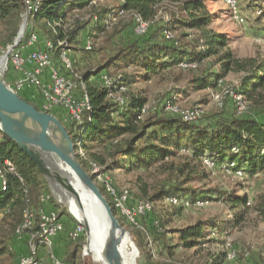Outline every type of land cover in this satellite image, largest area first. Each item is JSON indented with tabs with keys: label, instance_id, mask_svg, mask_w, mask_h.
Masks as SVG:
<instances>
[{
	"label": "rangeland",
	"instance_id": "rangeland-1",
	"mask_svg": "<svg viewBox=\"0 0 264 264\" xmlns=\"http://www.w3.org/2000/svg\"><path fill=\"white\" fill-rule=\"evenodd\" d=\"M89 1L92 3H84L85 0H71L74 6L68 11V18L63 29L70 32L78 25L82 26L83 29L79 31L74 42L71 44L58 42L57 47L64 48L62 50L68 54L72 68L74 66L76 72L73 71L78 74L75 77L78 78L87 71L105 67L104 70L110 78L117 82L119 79L125 84H120L125 88V91L121 93L125 100V106L135 98L143 100L145 110L143 109L138 117L139 124L148 119L154 120L172 116L167 110V106H176L182 111L199 108L201 115L197 122L199 121L202 125L230 116L263 119L264 90L260 91L259 96L253 102H248L242 98L241 101L236 99L237 87L242 77L241 73H230L220 80L215 88L200 91L194 88L196 79L218 72L217 64L212 58L198 63L195 69L170 68L151 76L146 75L141 68L133 63L115 59L117 54L123 53L122 50L133 45L136 40L133 34L136 27L134 16L122 13L120 10L117 11L122 4L120 0ZM258 3L260 8H264V0H259ZM204 4L207 11L213 14L214 19L210 28L227 37L228 48L237 60L246 58L264 60V18H261V14L257 13L259 10L255 3L250 0H236L238 19L235 18L227 0H204ZM173 16L183 18L179 7L172 4H162L158 6L152 21L154 23L160 21L166 23ZM22 23L23 19L18 25L17 33ZM171 29L173 39L178 41L179 47L194 51L195 37L197 36L195 32L174 29L173 27ZM9 30L0 23V47H12L17 33L13 42L10 43L8 40ZM32 30L37 32L43 41L51 37V29L42 22L34 23ZM86 42L91 43L92 50L90 52H85L82 49ZM53 58L55 61L54 56ZM1 62L3 66V61ZM1 75L0 71V77L3 76ZM31 103L36 105L38 102L31 101ZM51 115L58 120L69 137L66 130L70 124L65 121L64 116L60 115L58 111ZM51 136L59 145L68 146L59 129H52ZM125 138H128V135L118 140V144H123ZM69 141L70 153L80 164L76 142L70 140V137ZM100 153L103 152L100 151ZM188 155L181 153L178 158L172 161L175 166L187 164L185 174L182 177L176 176L173 171L168 169L171 161L149 170L124 171L115 169L108 173L105 172L108 176V182L114 189L118 190V193L150 201L152 210L147 215L149 218L157 220L159 224L161 223V227L158 228L161 232L158 233H162V236L159 242H156L144 224L130 225L127 219L119 214L116 205L113 203L116 214L125 220L122 227L126 232L125 239L127 242L122 241L119 249L123 252L126 263L210 264L209 261L216 255L225 253V259L221 264H264V169L253 173L242 172L235 169L234 163V166L231 164L225 166L211 161L213 165L210 163L207 166L205 160L200 164ZM86 163V172L93 176L88 161ZM93 181L96 185H101L105 195L109 197L105 186L97 182L94 176ZM177 185L181 190H186L188 196H207L209 199L205 202L191 203V205L186 200L178 199V203L174 205L171 199L177 198L171 196L167 198V194L162 191H170ZM47 189L54 201L51 204L52 208L59 214H64V219L70 216L75 220L65 204L58 198L59 191L61 189L66 190L65 186L51 180L50 186L47 182ZM231 195L245 196L246 205L237 210L230 209L226 200ZM37 206L38 204L35 207ZM114 206L112 207L114 208ZM197 221L207 224L214 222V225L220 226L221 229L212 233L210 225H207L204 230V244L194 249H185L180 245L176 232ZM134 228H139L137 230H140L141 233L136 232ZM11 236V251L16 254L18 259L31 252L28 236L15 237L13 233ZM25 237L27 239H24ZM80 239V242L72 244L73 246L80 245L76 258L77 264H103L96 251L89 246L86 247L85 230ZM58 240V243L51 250L45 249L47 255L45 257H48V260L50 255L62 259L65 251L63 250L64 239ZM72 245H69V250ZM92 246L98 247V243L93 242ZM85 247L86 253L89 254L87 256L84 255ZM39 251L40 248L38 255ZM227 255H230V258ZM41 262L46 263L42 260ZM10 264H15V262L12 261Z\"/></svg>",
	"mask_w": 264,
	"mask_h": 264
},
{
	"label": "trees",
	"instance_id": "trees-1",
	"mask_svg": "<svg viewBox=\"0 0 264 264\" xmlns=\"http://www.w3.org/2000/svg\"><path fill=\"white\" fill-rule=\"evenodd\" d=\"M250 1L257 5L256 7L261 14L260 17L264 18V8H260L258 5L259 0ZM121 3L117 11L139 16L143 21L151 24L142 35H136L133 32L136 38L134 44L125 50L123 49V53L117 54L115 59L133 63L141 68L146 75L151 76L170 68L181 69V64L187 65L186 68L182 69H195L198 63L212 58L217 64L218 72L196 79L193 86L197 91L215 88L220 80L232 72L242 74L237 87V95L242 99L253 102L259 96L260 91L264 90V60L258 61L253 58L237 60L228 48L227 37L210 28L214 18L213 14L207 11L204 0H123ZM162 4L178 6L183 18L173 16L166 23L163 21L154 23L152 20L155 18L157 8ZM35 5H37L38 10L37 12L32 11L31 16H28V32L24 33L20 45H25L29 34L35 32L32 30L34 23L42 22L48 25L51 29V37H48L46 42L52 44L53 65L63 77L74 78L78 76L74 66L72 68L67 53L66 57L70 61L71 69L67 68L61 60V54L65 51L62 50L64 48L57 47L58 42L70 44L74 42L79 31L83 29L79 25L70 32L63 29L68 18V11L74 4L71 3V0H35ZM24 7L25 0H0V23L10 29L8 35L10 43L16 36ZM110 13L112 12L110 11ZM114 13L116 14V12ZM171 27L196 33L194 51L179 47L176 39L167 40L163 37L164 31H170L173 34ZM88 44L90 45L89 49H91V43L86 42L85 47L82 48L83 51L87 49ZM190 65L194 67H190ZM104 68L99 67L94 71H87L82 76L80 75L86 86L91 109L84 114L78 126L70 124L66 130L70 140L82 142V150L87 158H80L79 162L85 171L86 161L97 164L107 173L115 169L124 171L149 170L171 161L168 169L173 171L176 176L182 177L185 174L187 164L175 166L172 162L181 153L189 154L188 156L192 160L200 164L207 159L225 166L234 163L235 169L242 172L253 173L264 169V109L262 120L248 116H230L202 125L199 121L186 123L172 115L154 120L148 119L139 124L138 117L144 109L145 102L135 98L126 106L120 107L109 99L106 90L98 82L100 74L107 75ZM6 81H9L8 77ZM118 83L125 85L119 79ZM18 96L40 111L37 99L34 101L38 103L34 105L31 103L33 100L29 99L24 92ZM55 111L64 116L61 110L57 109L53 112ZM41 112L43 111L41 110ZM49 113L47 112V114ZM127 135L128 138L123 140V144H118L117 141ZM7 161L12 165L13 171L4 172L6 182L4 188L1 187L0 182V264L7 262L10 264L12 261L17 264L18 258L11 251V235L13 233L15 237L19 236L16 235L15 230L21 223L22 211L27 201L34 207L38 204L37 207L40 208V196L42 194L49 195V191L47 182L35 161L12 139L0 131V167H3ZM90 177L93 180L91 174ZM97 187L112 208L119 224L124 226L125 220L116 214V208L111 199L105 195L101 185L97 184ZM162 192L167 194V198L171 196L176 197L177 200H186L190 205L209 199L207 196H188L187 191L181 190L178 185L170 191ZM246 200L245 196L231 195L228 196L226 202H228L230 209L237 210L246 205ZM51 203L54 201L50 197ZM3 212L4 215H2ZM59 215L63 216L64 214L60 213ZM68 218L64 219L63 232L56 238L54 246L58 243V239H64V246L76 243L68 240L67 233L77 223L70 216ZM153 220L148 217L143 221V224L149 229L148 231L151 237H154V241L159 242L162 233L153 231L151 227ZM155 221L159 224L157 220ZM207 225H210L212 233L221 229L220 226H215L214 222L207 224L197 221L176 232L180 245L189 250L204 244V230ZM137 229L134 228L136 232L141 233ZM24 233H30V230ZM138 240L140 242L139 238ZM123 242H127L125 238ZM79 246V244L72 245L70 250L69 246L66 247L67 251H64L60 262L62 264H77ZM225 256V253L218 254L209 263L221 264Z\"/></svg>",
	"mask_w": 264,
	"mask_h": 264
},
{
	"label": "bare ground",
	"instance_id": "bare-ground-1",
	"mask_svg": "<svg viewBox=\"0 0 264 264\" xmlns=\"http://www.w3.org/2000/svg\"><path fill=\"white\" fill-rule=\"evenodd\" d=\"M120 1H123V0H120ZM232 1L236 2L235 0H227V3L229 4L231 10H233V14L235 15V18L238 19L236 8H235V5L232 3ZM37 10H38V7L37 5H35V9L33 10V12H37ZM257 13L260 14V11H258ZM134 19H135V25H136L135 33L139 35L144 34L147 31L150 23L143 21L139 16H136V15L134 16ZM163 36L168 40L173 39V34L170 31H164ZM32 39H36L35 32H31L29 34L25 45H31ZM14 44L15 43H13L12 47L14 46ZM46 46L50 52L51 64L53 65L52 53H51L52 44L50 42H46ZM89 48H90V45L88 44L87 49ZM61 60L63 61V63L65 64L67 68L71 69L70 61L66 57L65 51H63L61 54ZM1 66H2V62L0 63V68ZM181 67L186 68L187 65L181 64ZM190 67H194V66L190 65ZM53 69H55V71H59L55 68L54 65H53ZM101 77L105 79V82H100V83L102 85V88L106 90L108 98L111 99L114 103H116L120 107L124 106L125 100L121 96V93L125 91V88L121 86L116 80H113L106 74H101ZM58 80H60V82H67V78L61 76L60 73H58ZM68 82L77 84V88H75V96H78L81 99V104L84 105L83 111L81 113V120L75 123V125L78 126L81 123L84 114L86 112H89L91 109L90 101H89V97L86 92V86L80 77L68 78ZM7 87L13 93H15V89L11 88L10 86H7ZM15 94L18 95L20 93H15ZM236 99L237 101H241V97L238 95L236 96ZM167 110L170 112V114L180 119L187 118L190 123L197 122V120L200 118V115H201V111L199 110V108H194L188 111H182L176 106H167ZM42 111L43 113L45 112L46 114L47 112H50L49 109H42ZM76 147L79 150V153H78L79 157L81 159L86 158L82 150V142L80 140L76 141ZM210 163H211L210 161L205 160V164L207 166H209ZM211 164L213 165V163ZM230 164L231 166H234L233 163H230ZM89 167H90V171L93 174L95 180L99 183H102L105 186L107 195L112 200V202L116 205L119 214L122 217L126 218L130 225L137 226V222L133 221L132 219H129L127 216V213L124 212L123 204H118V198L116 197L115 193L111 191V189H114V188L108 182V176L103 171V168L97 166V164L92 163V162L89 163ZM5 171H8V172L13 171L12 165L8 161L4 163L3 167H0V182H1L2 188L6 186L5 177H4ZM51 178H52V181H54L55 183H59V184H62L63 186H67L73 189V191L75 192L76 195H73L72 193H69L66 188L65 189L67 191L66 190L64 191L61 189L59 191L58 198L63 204H65V206L68 208L69 212L75 219L79 221H84L87 223V225L89 226V230H90V237H89L90 245L88 241V246L92 250L96 251V253L99 255V258H100V248H101L100 239H102L103 236L106 235L107 230L99 222V220L96 219L95 215L90 211L89 209V204L91 202L90 196L84 192V190L80 187L79 183L76 181V179L73 177V175L68 170H64L61 174L51 172ZM121 195H123L124 197H129L126 194H121ZM171 201L173 202L174 205L178 203L177 199H171ZM141 202L145 206H148L147 214L150 213L152 210V205L148 201H145V200H141ZM40 204H41V207L38 208V207H34L32 204H29L27 201V204L22 211L21 223L16 228L15 233L16 235H19L21 234V232H25L27 230H30V233H31V224H33V226L37 229L36 243H38L40 247L51 249L53 248L55 241L54 239H46L48 236L49 223L45 222V219H44V206L47 207V213L52 215V220L59 221V222H62V221H61V217L59 216V214L54 210V208H52L51 206L52 203L50 204V195L42 194L40 196ZM76 223L77 224L74 225L72 230L78 231V234H80V238H81L84 232V228L78 221ZM155 224L157 228H160V225L157 222H155ZM28 238H29V248L31 252H29V254L25 256V258H34L33 235H28ZM70 241L78 242V235H71ZM93 242L98 243V247L92 246ZM119 252L121 254L123 264H127L125 261L126 259L123 255V252L120 249H119ZM227 257L230 258V255H227ZM99 260L101 261V258ZM41 264H44V263L41 262ZM45 264H56L54 260V256L50 255L49 260ZM60 264L62 263L60 262ZM130 264H132V262H130Z\"/></svg>",
	"mask_w": 264,
	"mask_h": 264
},
{
	"label": "water",
	"instance_id": "water-1",
	"mask_svg": "<svg viewBox=\"0 0 264 264\" xmlns=\"http://www.w3.org/2000/svg\"><path fill=\"white\" fill-rule=\"evenodd\" d=\"M24 26L23 22L14 43L20 41ZM52 129H59L62 132L68 143L67 147L59 145L52 138ZM0 131L12 139L35 161L49 186L52 180L51 172L61 174L64 170H68L73 175L84 192L90 196V211L107 230L106 235L100 239L101 262L103 264H123L119 247L127 236L126 232L117 221L112 208L95 182L71 155L70 141L66 132L54 116L40 112L31 104L22 100L7 87L1 77ZM65 188L73 195H76L73 189L67 186ZM77 221L84 227L88 246L90 237L89 226L84 221ZM86 247L84 248V255L87 256L89 254L86 253Z\"/></svg>",
	"mask_w": 264,
	"mask_h": 264
},
{
	"label": "built area",
	"instance_id": "built-area-1",
	"mask_svg": "<svg viewBox=\"0 0 264 264\" xmlns=\"http://www.w3.org/2000/svg\"><path fill=\"white\" fill-rule=\"evenodd\" d=\"M91 4L92 1L85 0V3ZM237 10L236 2L232 1ZM35 9V0H25V7L22 13V19L25 24L24 32H28L27 18L31 16V12ZM23 35L18 43L13 47H0V61H3V66L0 69L2 80L7 86L15 89V93H23L25 91L34 90L41 109H49L50 115L54 110H61L64 114L65 121L69 124H75L81 120V113L84 105L81 104V99L75 96L76 83L60 82L58 73L51 64L50 52L46 46V40H41L36 32V39H32L31 45H20ZM92 49H84L85 52H90ZM4 56L6 57L4 59ZM9 81H6V78ZM98 82H105V79L98 76ZM145 110V108H144ZM183 122L190 123L187 118L180 119ZM106 181V180H105ZM107 183V182H106ZM111 189V188H110ZM118 198V204H123L124 212L127 213L129 219L143 224V221L149 217L147 215V207L141 199L134 197H124L118 193L117 189H111ZM44 219L49 223L48 236L46 239H54L63 232V223L52 220V215L47 213V207L44 206ZM153 231L158 230L153 220ZM37 229L31 224V233L21 232L18 237L25 235H33L34 258L20 257L17 264H41V259L38 255V243H36ZM71 235H78V242L81 241L78 231L70 230L67 233L68 240ZM77 243V242H76ZM56 264H60V259L54 256Z\"/></svg>",
	"mask_w": 264,
	"mask_h": 264
},
{
	"label": "crops",
	"instance_id": "crops-1",
	"mask_svg": "<svg viewBox=\"0 0 264 264\" xmlns=\"http://www.w3.org/2000/svg\"><path fill=\"white\" fill-rule=\"evenodd\" d=\"M24 94H26V96L27 97H29V99H31V100H36L37 99V96L35 95V91L34 90H29V91H26V92H24ZM66 219V218H65ZM61 221H62V223H63V221H64V217L63 216H61ZM76 224V223H75ZM74 226V225H73ZM73 228V227H72ZM24 239H27L26 237L24 238ZM28 245H29V238H28ZM69 246V245H68ZM68 246L67 245H63V248L65 247V249H63V250H67V248H68ZM67 247V248H66ZM45 249H47V250H51V249H49V248H44V247H40V251H39V257H40V259L43 261V262H46L47 260H48V257H45V256H47L46 255V250Z\"/></svg>",
	"mask_w": 264,
	"mask_h": 264
}]
</instances>
